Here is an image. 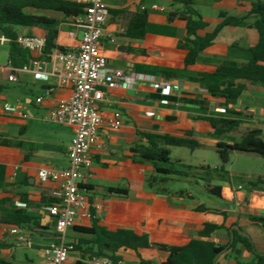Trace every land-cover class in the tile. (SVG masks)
Instances as JSON below:
<instances>
[{"label": "crops", "instance_id": "1", "mask_svg": "<svg viewBox=\"0 0 264 264\" xmlns=\"http://www.w3.org/2000/svg\"><path fill=\"white\" fill-rule=\"evenodd\" d=\"M193 1L208 24L199 31L200 35L213 30L221 21L222 12L245 19L244 24L224 26L200 52L195 63L184 65L186 50L178 46L186 36V19L180 15L182 4L174 0H105L109 16L101 51L108 72L121 70L130 85L124 82L114 85L109 76L102 85L104 97L99 107L103 122L99 135L103 149L91 150L92 176L81 181L80 190L91 203L93 219L98 225L108 230L130 229L146 235L152 244L137 251L120 248V264H161L168 253L156 244L183 246L198 237L197 227L204 223L219 226L209 240L226 244L232 238L231 230L235 229L246 234L257 251L264 252V227L250 219L251 216L264 218V168L225 169L224 176L210 173V183L214 184L216 179L214 185L221 186L220 196L209 194L207 200H199L187 189H169L166 185L149 187L146 179L154 174L152 164L130 151L136 142H145L138 131L179 137H185L190 131L192 135L187 137L199 143L197 148L215 151L218 141L239 140L253 129H258L264 139L262 86L245 82L247 87L239 98L225 106L208 95L198 81L201 74L214 72L219 61H241L228 55L232 44L252 47L257 43L258 32L252 25L256 15L251 13L256 0ZM34 12L58 20L56 45H78L82 30L70 18L48 11ZM138 13H145L147 31L141 38L129 37L128 26ZM172 13L177 15L170 17ZM17 30L18 34L44 35L45 32L39 27H18ZM8 49L9 45L0 46V218L5 219L15 211L30 215L32 222L23 228L33 246L26 248L15 242L9 230L17 224L0 222V264H43L45 247L58 240L48 206L57 197L59 186L52 181L41 183L38 171L43 167L62 169L68 165L73 127L50 121L48 113L71 94V87H56L54 75L36 79L32 74L20 72L18 81H9L7 76L12 65L8 61ZM2 54L5 61H1ZM41 58L47 60L46 71H62L60 62ZM163 81L169 85L162 87ZM38 97L42 98L40 103L36 102ZM191 100L206 101L207 108ZM5 103L17 104L22 114L7 112ZM226 108L237 114L227 113ZM115 110L122 113L124 121L117 130L107 122ZM203 116L236 118L240 124L228 137L216 138L210 135L211 125ZM236 154L248 159L263 158L255 153ZM193 170L199 174L203 171ZM238 185L242 188L238 189ZM164 187L167 192L160 190ZM108 188L127 189L128 194L117 196L109 193ZM180 190L190 195H178ZM200 205L207 209H196ZM93 219L78 217L76 225L66 231L65 241L76 246L93 240L92 234L84 232L92 227ZM237 248L238 255L226 251L216 264H249L252 253L240 244ZM79 259L80 252L75 248L69 253L68 264Z\"/></svg>", "mask_w": 264, "mask_h": 264}, {"label": "trees", "instance_id": "2", "mask_svg": "<svg viewBox=\"0 0 264 264\" xmlns=\"http://www.w3.org/2000/svg\"><path fill=\"white\" fill-rule=\"evenodd\" d=\"M183 5L180 13L186 19V36L178 43V46L186 50L184 65L195 63L199 59L200 52L209 46L224 26H238L244 24L245 17H235L226 13H220L221 21L212 31L203 35L200 30L205 29L208 24L203 20L200 13L194 7L193 0H174ZM34 11L59 13L64 18H72L84 12V5L77 0H0V33H3L12 41L9 43L8 61L14 67H21L28 63L30 53L21 48L13 41L18 34V27H39L44 29L46 39L44 55L50 54L55 49L63 50L64 47L58 46L55 40L58 35V20L47 14L35 13ZM251 13L256 15L253 22L254 28L258 32L257 43L252 47H241L232 44L228 49V55L240 59L241 61L227 59L219 61L212 73H203L198 77L199 83L205 88L208 95L219 99L223 105L236 101L241 93L246 89L245 82L258 84L264 88V0H256L252 4ZM177 13L170 14V17ZM145 13H138L134 20L129 24L127 35L129 37L141 38L147 31ZM204 109L207 108L206 101H195ZM227 113L237 114L232 110L225 109ZM204 120L211 125V136L216 138L228 137V133L233 131L240 120L236 118L222 116H203ZM138 135L144 138L145 142L138 141L130 151L140 159L152 164L154 174L146 179L149 187L165 186L169 181L176 178H200L203 180L205 191L214 196H220L221 186L211 184L210 173H217L224 176L226 171L224 166L215 167L212 171L209 166H200L196 169L203 170L191 172L193 166L183 160L174 159L170 156L169 147L185 146L191 151L199 146L190 131L186 132L185 137L162 135L157 133H145L138 131ZM229 151L255 153L264 157V139L260 136L258 129L247 131L239 140L231 142L218 141L216 152L224 162L228 159ZM222 173V174H221ZM196 174V175H195ZM109 193L125 197L127 189L108 188ZM161 191L167 192L164 188ZM188 194L187 191L180 190L178 195ZM198 210H206L203 205L196 207ZM0 218V222L17 224L23 227L31 223L33 218L23 211H15ZM250 219L256 224L264 227V218L251 216ZM219 228L216 224L204 223L197 227L198 237L191 239L183 246H169L156 244V246L168 253V256L161 264H216L218 257L231 251L239 254L237 244L245 247L252 258L249 264H264V252H259L254 248L251 239L241 231L232 229V238L226 244H220L209 240L210 235ZM84 232L92 234L93 240L86 241L82 245L77 244L75 248L80 252V259L72 264H84L82 261L86 256L110 257L115 262L121 260L118 255L120 248H128L137 251L140 248H149L152 244L146 235H140L126 228L108 230L97 224L93 219L91 228ZM84 245V247H83Z\"/></svg>", "mask_w": 264, "mask_h": 264}, {"label": "built area", "instance_id": "3", "mask_svg": "<svg viewBox=\"0 0 264 264\" xmlns=\"http://www.w3.org/2000/svg\"><path fill=\"white\" fill-rule=\"evenodd\" d=\"M84 5V12L70 18L72 23L82 30L81 38L76 47L55 49L44 55L46 39L44 35L17 34L13 41L26 49L32 56L28 63L21 67H9L8 80L18 81L17 73H29L38 79H48L54 75L56 87H71V94L60 100L48 113V119L58 124H68L73 127L74 135L68 147V165L62 169L43 167L38 171L41 183L56 182L59 193L48 206V212L54 219V231L57 241L49 243L44 249L43 264H68L69 253L75 249L72 242L65 241L66 231L76 225L78 217L93 219L91 203L80 190L83 179L92 176L93 160L91 150H102L103 145L99 128L103 122L99 104L103 100L104 85L109 76L114 85L130 83L121 70L108 72L106 58L101 51V39L104 26L109 16L105 0H77ZM12 41L0 33V46L9 45ZM41 56L58 61L62 71H46L47 60ZM56 71V72H55ZM162 87L169 85L161 82ZM206 92V91H205ZM41 97L36 98L40 103ZM7 112L22 114L17 104L5 103ZM109 126L117 130L123 125V116L115 110L107 121ZM242 186L238 185V189ZM15 237V242L26 248H32L33 243L27 238L23 227L13 226L9 230ZM84 264H120L110 257L86 256Z\"/></svg>", "mask_w": 264, "mask_h": 264}, {"label": "rangeland", "instance_id": "4", "mask_svg": "<svg viewBox=\"0 0 264 264\" xmlns=\"http://www.w3.org/2000/svg\"><path fill=\"white\" fill-rule=\"evenodd\" d=\"M1 61H5V55H1ZM171 149L172 153L170 156L174 159H185V162L192 164L193 168L202 165L209 166V168L214 171L215 167L224 166L227 170H237L239 168H250L252 170H260L264 168V157L263 158H244L246 156H237V151L228 152V160L224 162L220 155L215 150L197 148L194 151L188 150L184 146H174ZM248 157V156H247ZM193 174L195 171H192ZM201 174V173H200ZM196 175V174H195ZM216 179L213 180L215 184ZM169 189H187L191 191L199 200H207V193L203 187V180L200 178L190 177L188 180L183 178H176L169 181L166 184Z\"/></svg>", "mask_w": 264, "mask_h": 264}]
</instances>
